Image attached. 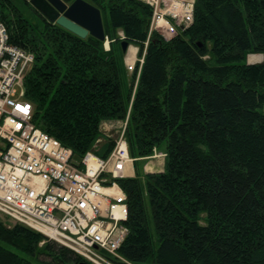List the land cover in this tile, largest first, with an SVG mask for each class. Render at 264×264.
<instances>
[{
  "label": "trees",
  "instance_id": "1",
  "mask_svg": "<svg viewBox=\"0 0 264 264\" xmlns=\"http://www.w3.org/2000/svg\"><path fill=\"white\" fill-rule=\"evenodd\" d=\"M85 1L101 11L110 50L35 6L41 23L0 0V20L35 58L24 78L34 123L75 160L108 157L113 140L94 149L102 125L127 117L132 158L164 150L162 172L117 179L128 203L121 255L130 264H264V0H195L193 22L170 40L150 31L153 8L142 0ZM120 33L144 56L127 93ZM251 54L263 62L249 64ZM0 240V264H37L7 246L45 264L82 263L1 219Z\"/></svg>",
  "mask_w": 264,
  "mask_h": 264
},
{
  "label": "built area",
  "instance_id": "2",
  "mask_svg": "<svg viewBox=\"0 0 264 264\" xmlns=\"http://www.w3.org/2000/svg\"><path fill=\"white\" fill-rule=\"evenodd\" d=\"M152 1L150 31L166 40L193 22L195 0L175 1L166 10L163 0ZM105 49L110 50L108 38ZM34 59L10 43L0 20V213L69 248L85 263L130 264L120 253L129 235L128 203L117 181L134 171L125 138L128 118L108 157L89 151L75 160L72 149L33 121L23 83ZM137 62L143 60L128 69L135 71ZM160 156L166 158L155 149L152 158Z\"/></svg>",
  "mask_w": 264,
  "mask_h": 264
},
{
  "label": "rangeland",
  "instance_id": "3",
  "mask_svg": "<svg viewBox=\"0 0 264 264\" xmlns=\"http://www.w3.org/2000/svg\"><path fill=\"white\" fill-rule=\"evenodd\" d=\"M11 1L22 11V13L29 20H31V21H33L35 23H41L42 22L41 17L36 13V11L34 10L35 8H33V6L26 5L23 0H11ZM142 1H144L146 4H148L149 6L154 8L153 7L154 3H153L152 0H142ZM163 1L165 3V4H163L164 5L163 9L166 10L167 8H171L172 4L175 1L180 3L183 0H163ZM184 2H182V3H184ZM36 9L40 12V9H38V8H36ZM165 14H166V16H169L172 13L171 12H166ZM120 37H121V33H120ZM105 43H107V42L105 41ZM120 49L122 51L121 46H120ZM131 49H135L134 57H129L130 53H131ZM137 55H138V48L135 47V46H129L128 51L125 54V66H126V68L124 67L122 69V71H121V86H122V90H123L124 93L129 92L130 87H131V80H132L133 73H134V71H130L128 69L127 65L132 64V62H136V60H138V61H140V60L142 61L143 60V62H137V63H139V66H138L139 70L143 66L144 56L139 58ZM262 62H263V55L262 54H251L248 57V63L249 64H260ZM138 77H139V73H138ZM23 88L25 89L24 83H23ZM127 118L129 119V117H127ZM122 123H123V121H110L107 124H103L102 125V136L97 141V144H95V148L94 149H98L99 151H102V146L105 144L107 139H111V140H113L116 143L117 140L119 139V137L122 135V133L124 131V126L122 125ZM126 130H127V128H126ZM125 138H126V136H125ZM115 146L116 145H114V148H115ZM157 153L158 154H161V153L165 154L164 150H157ZM134 167H135L136 172L138 171V173L140 175H142L143 173H146V170L147 171L153 170V172H156L159 169L163 170L164 167H165V158H163L161 156L157 157V158H152V156H151V157H147L145 160L136 159V163H135ZM0 219L3 220L5 223L10 224V225L16 224L13 220L7 218L2 213H0ZM47 240L54 241V240H51V239L45 237V241H47ZM45 241H43L41 244H44ZM54 242H56V241H54ZM56 243H58V242H56ZM0 244L5 245L4 242L1 241V240H0ZM59 245H61V244H59ZM7 247L10 250H12V251L17 252L21 256L26 257L28 259H31L33 262H35L37 264H45L43 261H49V257H47V256H40V259L39 258H34V257H29L25 253H22V252L18 251L16 248H14L12 246H7ZM63 247H65V246H63ZM65 248H67V247H65ZM67 249H69V248H67ZM82 262H84V261L82 260Z\"/></svg>",
  "mask_w": 264,
  "mask_h": 264
},
{
  "label": "water",
  "instance_id": "4",
  "mask_svg": "<svg viewBox=\"0 0 264 264\" xmlns=\"http://www.w3.org/2000/svg\"><path fill=\"white\" fill-rule=\"evenodd\" d=\"M30 1L51 22L56 23L81 38L88 35L104 42L106 34L101 11L86 2L75 0L68 4L63 0H27ZM122 51L127 53L129 42H121ZM81 264H87L82 262Z\"/></svg>",
  "mask_w": 264,
  "mask_h": 264
},
{
  "label": "crops",
  "instance_id": "5",
  "mask_svg": "<svg viewBox=\"0 0 264 264\" xmlns=\"http://www.w3.org/2000/svg\"><path fill=\"white\" fill-rule=\"evenodd\" d=\"M128 61H129V60H128ZM108 122H110V121H108ZM108 122H105L104 124H107ZM150 170H151V169H150ZM163 170H164V169H163ZM163 170H162V169H159V170H157L156 172H162ZM146 172H147V173H153V170H151V171H147V170H146ZM135 175H136V170H135V167H134V171L130 173L129 177H134Z\"/></svg>",
  "mask_w": 264,
  "mask_h": 264
},
{
  "label": "bare ground",
  "instance_id": "6",
  "mask_svg": "<svg viewBox=\"0 0 264 264\" xmlns=\"http://www.w3.org/2000/svg\"><path fill=\"white\" fill-rule=\"evenodd\" d=\"M134 54H135V49H131V53L129 57H134Z\"/></svg>",
  "mask_w": 264,
  "mask_h": 264
},
{
  "label": "flooded vegetation",
  "instance_id": "7",
  "mask_svg": "<svg viewBox=\"0 0 264 264\" xmlns=\"http://www.w3.org/2000/svg\"><path fill=\"white\" fill-rule=\"evenodd\" d=\"M32 6H34L30 1H28Z\"/></svg>",
  "mask_w": 264,
  "mask_h": 264
}]
</instances>
